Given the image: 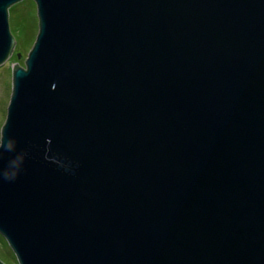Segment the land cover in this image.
I'll return each mask as SVG.
<instances>
[{"label":"water","instance_id":"obj_1","mask_svg":"<svg viewBox=\"0 0 264 264\" xmlns=\"http://www.w3.org/2000/svg\"><path fill=\"white\" fill-rule=\"evenodd\" d=\"M33 1L0 138L18 264H264V0Z\"/></svg>","mask_w":264,"mask_h":264},{"label":"rangeland","instance_id":"obj_2","mask_svg":"<svg viewBox=\"0 0 264 264\" xmlns=\"http://www.w3.org/2000/svg\"><path fill=\"white\" fill-rule=\"evenodd\" d=\"M22 11V12H21ZM35 15L37 18L36 7L34 8ZM16 12V13H15ZM9 13V25L11 34L15 40V48L12 56L0 66V138L1 129L6 120V114L8 105L10 102L13 81H12V70L13 64L17 63L19 67H25V61L35 42L37 31H38V19L35 28L29 29L28 35L24 37H18L17 33L14 32V27L17 21L27 18L28 12L25 11L23 5H18L16 8L8 10ZM20 54V58L16 59L15 56ZM0 261L4 264H18L16 257L6 242V240L0 235Z\"/></svg>","mask_w":264,"mask_h":264},{"label":"trees","instance_id":"obj_3","mask_svg":"<svg viewBox=\"0 0 264 264\" xmlns=\"http://www.w3.org/2000/svg\"><path fill=\"white\" fill-rule=\"evenodd\" d=\"M18 5H23L26 12H28L27 18L22 19L21 21H17L14 32L17 33L18 37H24L28 35L29 29H32L31 27L35 28V24H37V18L35 15L34 8L36 7V4L33 0H24L22 2H19L10 9L13 11L14 8H16ZM22 12V11H21ZM16 13V12H15ZM16 59H18L17 55L15 56ZM17 66H14V69ZM13 69V70H14ZM12 70V72H13Z\"/></svg>","mask_w":264,"mask_h":264},{"label":"clouds","instance_id":"obj_4","mask_svg":"<svg viewBox=\"0 0 264 264\" xmlns=\"http://www.w3.org/2000/svg\"><path fill=\"white\" fill-rule=\"evenodd\" d=\"M6 179H14V175L12 177L5 176Z\"/></svg>","mask_w":264,"mask_h":264}]
</instances>
